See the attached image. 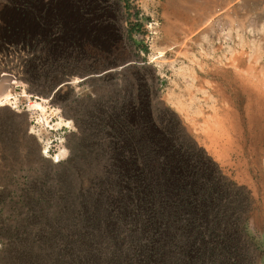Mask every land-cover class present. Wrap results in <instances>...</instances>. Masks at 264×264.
Returning <instances> with one entry per match:
<instances>
[{
	"label": "rangeland",
	"instance_id": "374dc122",
	"mask_svg": "<svg viewBox=\"0 0 264 264\" xmlns=\"http://www.w3.org/2000/svg\"><path fill=\"white\" fill-rule=\"evenodd\" d=\"M135 89L220 181L196 244L264 264V0H0V264L139 256L95 110Z\"/></svg>",
	"mask_w": 264,
	"mask_h": 264
},
{
	"label": "trees",
	"instance_id": "16d2710c",
	"mask_svg": "<svg viewBox=\"0 0 264 264\" xmlns=\"http://www.w3.org/2000/svg\"><path fill=\"white\" fill-rule=\"evenodd\" d=\"M137 91L127 100L95 108L105 119L98 123L99 131L109 130L113 139L108 173L118 223L129 221L132 232L137 229L133 242L139 250L136 259L113 254L106 264H210L213 253L220 256L217 264H229L233 253L225 248L218 223L212 225L220 237L216 247L196 244L198 234L212 229L206 225L219 179L201 158L174 146L168 131L151 120L144 95ZM115 235L110 231L111 245ZM80 241L89 243L86 237ZM59 253L55 264H95L71 240Z\"/></svg>",
	"mask_w": 264,
	"mask_h": 264
},
{
	"label": "water",
	"instance_id": "95a60500",
	"mask_svg": "<svg viewBox=\"0 0 264 264\" xmlns=\"http://www.w3.org/2000/svg\"><path fill=\"white\" fill-rule=\"evenodd\" d=\"M131 64V62H126V63H123V64H121V65H116V66H114L113 68H112V70H115V69H123V68H125V67H127V66H129ZM112 70H110V71H112ZM106 72H108V70H106V71H103L102 73H106ZM89 77H91V75L89 74V75H86V76H83V77H81L80 79H81V81H84V80H86V79H88ZM64 84H67V83H61V84H59L53 91H52V94H51V97L56 93V91L62 86V85H64Z\"/></svg>",
	"mask_w": 264,
	"mask_h": 264
}]
</instances>
